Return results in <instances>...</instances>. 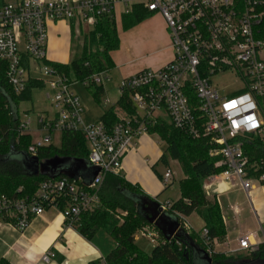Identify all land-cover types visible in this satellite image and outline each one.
<instances>
[{"label": "built area", "instance_id": "obj_1", "mask_svg": "<svg viewBox=\"0 0 264 264\" xmlns=\"http://www.w3.org/2000/svg\"><path fill=\"white\" fill-rule=\"evenodd\" d=\"M133 4L162 16L172 57L160 68L141 69L121 79L119 93H128L131 111L116 108L118 120L111 126L100 120L85 126L80 100L70 89L73 81L48 64L47 25L70 21L77 28L90 29L99 16H115L120 6L129 10ZM227 71L243 81L232 96L221 95L210 82L211 75ZM105 73L93 74L89 82L102 84ZM0 77L17 95L34 80L52 91V113L40 114L37 119L41 131L48 134L28 146L30 156L51 144V132L79 131L88 147L87 161L100 169L89 185L80 178L60 175L41 180L30 196H0V222L19 232L47 208L60 211L65 226L74 228L82 213L100 205L105 176L120 174L123 159L136 151L141 137L150 136L148 129L154 121H167L188 136L208 138L214 145L210 154L220 156L215 166L223 170L203 181L206 193L214 186L239 187L250 198L254 183H264V171L251 175L264 161L254 167L243 148L245 136L264 144V0H3ZM87 83L82 82L84 86ZM193 94L197 108L190 104ZM29 124V118H19L18 132L30 135ZM172 178L167 167L161 181L166 185ZM160 205L163 211L170 206L169 202ZM229 208L238 212L235 205ZM175 215L179 228L193 231L185 216ZM138 235L159 242V230L152 224L143 225ZM199 236L211 256L217 243L205 227ZM258 246L251 235H239L237 247L229 251L253 252ZM54 256V252L45 251L40 261L48 263Z\"/></svg>", "mask_w": 264, "mask_h": 264}, {"label": "trees", "instance_id": "obj_2", "mask_svg": "<svg viewBox=\"0 0 264 264\" xmlns=\"http://www.w3.org/2000/svg\"><path fill=\"white\" fill-rule=\"evenodd\" d=\"M2 2L3 0H0V4ZM151 14L144 6L133 4L127 12L120 14V26L122 30L130 29ZM118 47L115 16L102 15L83 36L81 52L77 58L69 63L49 61L48 64L72 77L73 82L87 81L85 87L98 99L104 92L103 86L89 82V79L95 73L108 72L114 67L110 54ZM43 85L41 81H30L25 90L17 95L0 77V196H30L39 182L46 178L28 175L18 161L6 158L11 148L29 155L27 148L31 144V137L29 134H20L17 130L18 103L28 98L31 89ZM195 99L194 94L191 95L190 104L197 108ZM119 107L131 111L128 93L120 94L116 103L102 112L99 120L111 126L118 120L116 108ZM148 131L150 135L158 136L165 144V150L157 162L167 167L169 156L179 162L184 174L178 182L180 195L175 201L169 202L170 206L165 212L170 215L178 213L185 217L196 212L203 219L210 238H223L225 226L218 202L214 197H208L202 187L206 178L223 170V167L215 166L220 156L210 154L214 145L209 143L208 138L188 136L167 121H154ZM243 148L249 163L254 167H257L261 160L264 161V144L258 138L245 136ZM56 156L87 161L88 147L83 135L79 131H63L60 134L59 146L49 144L40 147L36 153L40 161ZM151 169L161 179V174L154 166ZM261 171H264V163L256 171H252L251 175L257 176ZM132 195L154 200L143 192L138 184H132L123 175L107 174L99 191L100 205L93 211L80 215L74 227L77 233L89 241L101 236L111 240L112 248L103 258L100 257L92 263L101 264V260H104V264H193L192 243L188 240L204 250L199 233L183 231L185 234L166 240L159 231V242L150 252L144 251L136 244L135 230L149 223L146 220L147 214L137 211V202L130 197ZM117 209L127 213L122 221L116 218ZM210 257L211 264H264V243L255 251L246 252L244 255L215 251ZM0 264L8 263L1 259Z\"/></svg>", "mask_w": 264, "mask_h": 264}, {"label": "crops", "instance_id": "obj_3", "mask_svg": "<svg viewBox=\"0 0 264 264\" xmlns=\"http://www.w3.org/2000/svg\"><path fill=\"white\" fill-rule=\"evenodd\" d=\"M76 28L70 21L48 23V61L69 63L53 57L63 42L69 46L75 39V34L83 38L87 32L83 34L80 32L85 29L89 30L83 25ZM118 36L119 47L110 54L114 64L113 72L118 82L141 69L160 68L172 57L165 22L158 13H152L130 29L122 30ZM76 40L78 41L77 38ZM81 48L82 43H79V54ZM262 115H264V109H262ZM131 153L123 159L120 174L132 184H138L147 195L158 202L161 201L159 198L170 182L164 185L151 169L152 166L155 168L158 164V158L162 154L160 147L150 136L145 135L141 137L136 151ZM167 167L170 168L169 160ZM142 168L150 174L147 185L142 181L140 171ZM207 194L217 199L225 226L224 237L213 238L217 243L215 251L225 253L235 249L237 237L245 234L251 235L252 241L259 245L264 243V183H254L250 198L239 187L229 189L226 186H214ZM222 199L230 200L227 213L222 207ZM230 205L237 207L236 214L229 208ZM193 215L198 216L201 223L198 230L191 227L193 232L199 233L204 227V221L196 212L186 216L187 221ZM229 222L235 223L233 230L229 229ZM134 238L137 242L136 234ZM98 241H89L77 233L74 228L66 227L60 211L54 208H47L41 215L35 216L23 232L17 231L7 223L0 222V260L4 259L8 264H93V261L100 257L103 258L112 248V244L107 239L100 238ZM140 248L144 251L148 249L142 246ZM45 251L55 253L54 258L48 263L40 261V255Z\"/></svg>", "mask_w": 264, "mask_h": 264}, {"label": "rangeland", "instance_id": "obj_4", "mask_svg": "<svg viewBox=\"0 0 264 264\" xmlns=\"http://www.w3.org/2000/svg\"><path fill=\"white\" fill-rule=\"evenodd\" d=\"M128 8L124 6H120L118 10L115 12V20H116V26L118 33H121L122 28L120 26V14L127 12ZM88 32L87 29L84 31H81L80 34ZM77 33V32H76ZM75 39L70 43L69 46L66 45V42H63L58 50L55 53L56 60H65L66 62H70L78 57L79 55V43L81 44V40L83 41V38L79 36V34H75ZM84 36V35H83ZM78 39V41L76 40ZM53 56V55H52ZM114 68L110 69L108 72H106L103 75V81L102 86L104 89L103 94L97 99L93 96V94L86 88L81 82H73L70 85V89L73 91V93L79 98L81 107L83 111L80 113L83 125L90 126L91 124L95 123L100 119V116L102 115V112L109 108L110 106L114 105L116 101L119 98V82L117 77L114 74ZM72 78V77H71ZM210 82L216 89L219 91L221 95L224 96H232L237 93V90L243 85V81L239 79L233 72H222L217 73L215 75L210 76ZM52 91L48 85H43L38 88L31 89L29 96L26 100L21 101L18 103V113L19 118L21 120H25L27 118L30 119L29 124V133L31 137V143L36 142L38 139L47 136V132H42L40 127L38 126L37 119L40 114L49 113L51 114L53 111V104H52ZM107 100V102H104ZM261 108L264 109V102L261 103ZM166 120L167 118L164 117ZM51 144L53 146H59L60 145V133L58 132H51ZM150 137L158 144L160 147L161 153L165 150V144L156 136L155 134L150 135ZM169 160V166L173 173V178L163 192V194L160 196L159 202L166 203V202H172L178 199L179 197V185L178 182L181 178L184 177V174L182 172L181 166L177 160H173L168 156ZM165 166L161 163H158L155 166V170L157 172L163 173L165 170ZM203 187V183H202ZM225 193H228V191H225ZM208 197H210L209 194H207ZM215 198V197H214ZM216 199V198H215ZM232 200V199H231ZM217 201V199H216ZM230 202L227 199H222V207L225 210V213H227V205ZM219 205V204H218ZM220 208V207H219ZM126 212L123 210H115L116 218L119 219V221H122L123 217L126 216ZM191 224V226L198 230L200 227V220L199 217L196 215H193L188 220ZM234 222H229V229L233 230L235 227ZM142 227V226H141ZM139 227L137 230H135L134 235L138 236L137 244L141 247L148 248L145 251L150 252V248L154 246L150 241H148L146 238L140 237L138 235V230L141 228ZM101 237H97L95 239L96 242H99L98 240L104 239ZM107 241H111L107 237H105ZM252 240V239H251ZM111 243V242H109ZM146 246V247H145ZM227 254H234V255H244L245 251H236V252H230L226 251Z\"/></svg>", "mask_w": 264, "mask_h": 264}, {"label": "water", "instance_id": "obj_5", "mask_svg": "<svg viewBox=\"0 0 264 264\" xmlns=\"http://www.w3.org/2000/svg\"><path fill=\"white\" fill-rule=\"evenodd\" d=\"M6 158L18 161L28 175H40L49 178L65 175L74 180L80 178L85 185H89L100 171L98 167L92 166L83 159L56 156L40 161L36 156H29L23 151H16L14 148L10 149ZM130 197L137 202V211L139 213L144 211L147 214V222L154 225L162 233L164 239L170 240L173 237L185 234L179 228L177 216L163 211L160 203L155 198L153 200L133 195ZM188 241L192 243L193 264H211V257L199 246H196L190 240Z\"/></svg>", "mask_w": 264, "mask_h": 264}, {"label": "bare ground", "instance_id": "obj_6", "mask_svg": "<svg viewBox=\"0 0 264 264\" xmlns=\"http://www.w3.org/2000/svg\"><path fill=\"white\" fill-rule=\"evenodd\" d=\"M132 155H133V153H131ZM141 171V177L143 178H141L142 179V181H143V183L144 184H146V183H148L149 182V180H150V174H149V172H146L147 170H145V169H141L140 170ZM147 185V184H146Z\"/></svg>", "mask_w": 264, "mask_h": 264}]
</instances>
